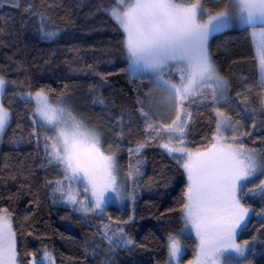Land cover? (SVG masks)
<instances>
[{
  "label": "trees",
  "instance_id": "16d2710c",
  "mask_svg": "<svg viewBox=\"0 0 264 264\" xmlns=\"http://www.w3.org/2000/svg\"><path fill=\"white\" fill-rule=\"evenodd\" d=\"M112 6L113 0H20L19 7L0 6V75L7 82L2 101L11 114L0 139V209L11 214L21 257L27 251L39 259V250L47 248L56 264H166L167 237H182L186 173L158 146L166 141L165 133L148 139L135 93L110 79L126 73L129 65L121 43L124 34L105 10ZM49 32L57 35L49 38ZM251 40L246 28L223 30L210 39L209 52L231 85L215 107L241 124L236 142L264 158L260 90L246 91L259 78ZM41 88L53 102L63 97L100 134L102 149L114 154L120 176L128 179V192L135 197L129 208L109 206L103 216H84L54 191L55 181L63 177L61 166L50 164L44 151L43 137L51 133L32 119L34 102L23 97ZM211 103L210 96L204 103L197 98L190 108L185 142L193 151L203 150L215 133L214 108L205 107ZM141 143L147 146L139 154L130 152ZM129 165L138 167L139 174L130 178ZM85 196L81 192L80 200ZM245 201L254 212L264 208L259 196ZM105 224L112 230L122 227L133 243L109 245L102 238ZM249 224L237 239L251 242L250 264H264V218L253 215ZM183 243L188 251L181 264H188L197 243L191 237Z\"/></svg>",
  "mask_w": 264,
  "mask_h": 264
},
{
  "label": "snow or ice",
  "instance_id": "6c2138e0",
  "mask_svg": "<svg viewBox=\"0 0 264 264\" xmlns=\"http://www.w3.org/2000/svg\"><path fill=\"white\" fill-rule=\"evenodd\" d=\"M12 6L20 5L13 0ZM105 10L124 34L121 43L132 72L150 71L154 75V87L144 94V99L138 96L137 103L142 105L139 111L146 118L150 112L155 115L164 109L169 122L153 125L146 120L152 131L148 139L165 133L166 141L158 146L187 176L180 210L184 222L181 233L191 229L198 240L195 258L189 264H247L241 258L248 251L249 241L239 243L237 235L248 229L251 215L264 216V208L254 212L245 206V197L264 199V179L256 184L259 177H264V164L258 165L257 154L236 142L239 121L215 107L220 99L226 98L231 85L221 75L208 45L211 36L234 23L250 30L259 78L246 91L258 88L264 109V0H113V6ZM45 35L54 38L57 33ZM6 83L0 75V135L11 120L2 101ZM240 95L238 92L237 96ZM209 96L212 103L205 107L214 108L215 133L203 150L193 151L185 142L193 116L190 108L197 98L204 103ZM24 99L34 102V116L39 118L36 122L51 133L43 137L44 151L50 164L61 166L63 178L55 181L54 191L61 194L64 202L84 216L89 213L103 216L111 199L109 192L121 199H135L134 195L122 193L114 154H106L102 149L100 134L88 128L63 97L52 102L41 88L34 94L26 93ZM32 135L39 141L35 128ZM146 146L141 143L130 152L139 154ZM129 168V176L139 174L138 167L129 165ZM81 190L90 193L91 198L85 196L80 200ZM101 231L109 245L115 241L114 247L133 243L122 227L112 230L105 224ZM166 248V264H180L182 245L177 235L167 237ZM39 251V259L35 252L25 251L20 256L11 214L0 209V264H54L47 248Z\"/></svg>",
  "mask_w": 264,
  "mask_h": 264
},
{
  "label": "rangeland",
  "instance_id": "374dc122",
  "mask_svg": "<svg viewBox=\"0 0 264 264\" xmlns=\"http://www.w3.org/2000/svg\"><path fill=\"white\" fill-rule=\"evenodd\" d=\"M16 2L20 5V0H16ZM12 4H13V0H0V6L1 5H7V6H11L12 7ZM234 28L240 29V28H245V27L244 26H241L239 24L234 23L233 25H230L228 28H226L224 30L234 29ZM220 32H223V31H220ZM212 59L214 61V58H212ZM110 79L113 82H116L118 85H120L125 90L127 89L130 92L135 93V95L137 97L139 96L141 99H144V94L147 93L150 89H152L154 87V83H153L154 75H153V73H151L150 71H137L136 73H133L132 70L130 69V65H128V69H127L126 73H123V74H115V75L111 76ZM27 93H29V92H27ZM24 95H23V97H24ZM222 99H224V98H222ZM2 100H3V98H2ZM141 107H142V105H141ZM145 111H149L147 107H145ZM222 112H224V111H222ZM73 113H74V111H73ZM32 119L36 122V121H38L39 118L36 117V116H33ZM142 120H143V125H145V128L147 130V133L149 135L152 134V131H151V129H149L147 127L146 120L150 121L153 125H159L161 123H167V122H169L168 121V118L164 114V109L163 108L159 109V111H157L155 115H153L150 112L149 113V117L146 118V117L142 116ZM236 128H237L236 135H237V139H238L241 136V124L238 123L236 125ZM2 135H0V139H1ZM160 136H161V133L156 138H159ZM101 146H102V138H101ZM245 148L246 149H249L247 147H245ZM250 150H253L257 154V163H258V165L264 164V159H262L263 157H262L261 153H258L257 150L252 149V148H250ZM115 161H116V159H115ZM116 166H117V161H116ZM259 170L260 169L258 167L257 168V171L259 172ZM130 178H132V176H130ZM130 178H129V180H130ZM186 178H187V176H186ZM259 179H264V177H259L256 180V184L259 183ZM117 183H118V185L121 186L122 193L130 194V192H128V185H129L128 179L123 178L122 176H120V173H119L118 168H117ZM255 186H256L255 184H250V187H255ZM81 192H83V191L81 190ZM81 192H80V195H81ZM86 194H88V197L90 199L91 198L90 197V193H86ZM80 195H79V199H80ZM108 196L111 197V199L106 204V210L109 208V206H116L119 209L120 208L121 209H127V208H129L131 206L132 199H130V198L121 199L120 197H118L113 192H109L108 193ZM64 203L66 205H68V206H73V205L67 204L66 202H64ZM77 206L79 207V205H77ZM252 217H253V215H251V219H252ZM262 217L264 218V216H262ZM251 219H250V222H251ZM184 237L185 238H188V237L194 238L196 240V243L198 244V240H197V238L195 236L194 231L191 230V229H185L184 232L182 233V237L179 238L180 241H181V245H182L181 260H182L183 256L188 251L187 246L183 243V238ZM237 242H239L238 239H237ZM239 243H241V242H239ZM250 247H251V242H249V248H248V251L245 254V257L241 258V259H245L247 261V264H250L249 263V260H248V257H249V253L248 252L250 250ZM228 255H232L234 257L235 256V253H230V254L229 253H226V256H228ZM54 264H56V261H54ZM180 264H181V262H180Z\"/></svg>",
  "mask_w": 264,
  "mask_h": 264
},
{
  "label": "crops",
  "instance_id": "0c3cea01",
  "mask_svg": "<svg viewBox=\"0 0 264 264\" xmlns=\"http://www.w3.org/2000/svg\"><path fill=\"white\" fill-rule=\"evenodd\" d=\"M211 38H212V37H211ZM211 38H210V39H211ZM209 41H210V40H209ZM212 58H213V57H212ZM241 134H242V132H241Z\"/></svg>",
  "mask_w": 264,
  "mask_h": 264
}]
</instances>
